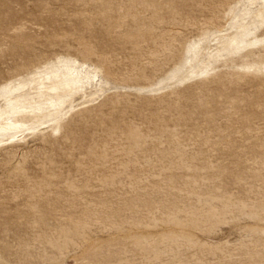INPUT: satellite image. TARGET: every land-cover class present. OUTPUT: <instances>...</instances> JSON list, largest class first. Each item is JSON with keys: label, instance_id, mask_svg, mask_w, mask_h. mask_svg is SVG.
<instances>
[{"label": "rangeland", "instance_id": "1", "mask_svg": "<svg viewBox=\"0 0 264 264\" xmlns=\"http://www.w3.org/2000/svg\"><path fill=\"white\" fill-rule=\"evenodd\" d=\"M0 264H264V0H0Z\"/></svg>", "mask_w": 264, "mask_h": 264}, {"label": "bare ground", "instance_id": "2", "mask_svg": "<svg viewBox=\"0 0 264 264\" xmlns=\"http://www.w3.org/2000/svg\"><path fill=\"white\" fill-rule=\"evenodd\" d=\"M90 77V76H89ZM56 79V78H55ZM31 80V79H30ZM51 85H53V84H51ZM73 87H75V86H73ZM53 88V87H52ZM75 89V88H74ZM66 90V89H65ZM73 90V89H72ZM53 91V90H52ZM75 91V90H74ZM61 92H63L62 90H61ZM67 92V91H66ZM59 93V92H58ZM62 94V93H61ZM59 96H60V94H59ZM58 97V96H57ZM56 97V98H57ZM59 98V97H58ZM57 102V101H56Z\"/></svg>", "mask_w": 264, "mask_h": 264}]
</instances>
